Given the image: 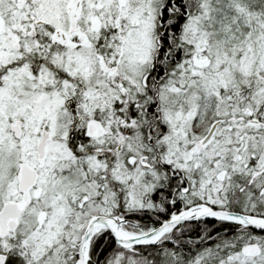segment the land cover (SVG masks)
<instances>
[{
    "label": "snow or ice",
    "instance_id": "obj_1",
    "mask_svg": "<svg viewBox=\"0 0 264 264\" xmlns=\"http://www.w3.org/2000/svg\"><path fill=\"white\" fill-rule=\"evenodd\" d=\"M0 264H264V0H0Z\"/></svg>",
    "mask_w": 264,
    "mask_h": 264
}]
</instances>
